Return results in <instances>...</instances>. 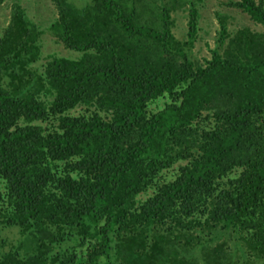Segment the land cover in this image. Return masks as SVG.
<instances>
[{
    "label": "trees",
    "instance_id": "trees-1",
    "mask_svg": "<svg viewBox=\"0 0 264 264\" xmlns=\"http://www.w3.org/2000/svg\"><path fill=\"white\" fill-rule=\"evenodd\" d=\"M55 1L50 29L78 58L33 67L17 4L0 35V225L20 230L0 232V264H264V0L228 2L262 31L217 12L203 60L202 0Z\"/></svg>",
    "mask_w": 264,
    "mask_h": 264
},
{
    "label": "rangeland",
    "instance_id": "rangeland-1",
    "mask_svg": "<svg viewBox=\"0 0 264 264\" xmlns=\"http://www.w3.org/2000/svg\"><path fill=\"white\" fill-rule=\"evenodd\" d=\"M157 1V0H156ZM230 0H202L199 3L200 16H199V30L198 38L191 49L192 54L203 60L210 58L211 49L215 47V41L218 37L219 24L216 18V13L219 12L227 17V25L230 32L243 27H250L256 31H262L263 26L254 22L250 16L241 8L230 6ZM65 4H71L77 9L93 3V0H63ZM152 2V0L148 1ZM58 3V2H57ZM20 5L23 10L25 18L36 26V39L35 44L40 47L41 59L32 64L33 67L44 70V64L53 56H64L69 58H78L82 53L66 46L63 42L59 41L55 33L50 29V26L57 21L60 17L59 6L55 0H5L0 4V35L7 27L11 18V13L14 5ZM162 5L160 4V11ZM174 21L172 32L178 39L188 38V21L189 9L187 6L178 5L175 10L171 12ZM169 101L168 97L159 98L150 105L152 110H157L164 106L165 102ZM84 110V107L77 106L70 111V114L77 115ZM46 125L45 122L42 123ZM175 170H165L164 177L169 178ZM1 185H4L2 182ZM152 193V188L147 192L139 194L138 198L145 199ZM0 225V232L2 236L9 242V246L15 240L20 238V230L15 227H6ZM11 241V242H10ZM73 242L64 243V247L72 248ZM2 247H0L1 249ZM83 248L78 246L76 252L81 254Z\"/></svg>",
    "mask_w": 264,
    "mask_h": 264
}]
</instances>
